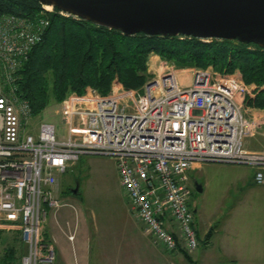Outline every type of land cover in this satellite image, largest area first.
Segmentation results:
<instances>
[{"label":"built area","instance_id":"obj_1","mask_svg":"<svg viewBox=\"0 0 264 264\" xmlns=\"http://www.w3.org/2000/svg\"><path fill=\"white\" fill-rule=\"evenodd\" d=\"M45 6L30 16L0 14V231H17L18 264H60L43 228L50 210L68 205L56 196L57 175L83 155L113 158L129 210L146 236L167 252L194 251L193 164H247L255 182L264 184V149L245 147L264 126V109L245 104L254 86L238 69L209 68H194L182 85L167 67L141 93L114 80L104 95L93 87L68 94L60 110L64 132L41 121L33 135L26 130L33 115L16 92V71L49 26L50 13L71 15Z\"/></svg>","mask_w":264,"mask_h":264},{"label":"trees","instance_id":"obj_2","mask_svg":"<svg viewBox=\"0 0 264 264\" xmlns=\"http://www.w3.org/2000/svg\"><path fill=\"white\" fill-rule=\"evenodd\" d=\"M37 0H0V14L30 16L40 8ZM177 67L211 65L228 73L238 69L244 82L253 85L245 96L247 106L264 109V48L231 39L143 32L125 35L121 31L78 17L55 14L40 41L32 47L16 71V92L26 99L32 115L70 93L93 87L107 94L117 80L125 88H140L147 82V61L151 54ZM8 246L0 264H18L22 245ZM185 255L187 253L184 251Z\"/></svg>","mask_w":264,"mask_h":264},{"label":"crops","instance_id":"obj_3","mask_svg":"<svg viewBox=\"0 0 264 264\" xmlns=\"http://www.w3.org/2000/svg\"><path fill=\"white\" fill-rule=\"evenodd\" d=\"M200 166L193 164L189 175ZM248 178L243 181L247 188L245 195L250 197L254 210L263 212V215L257 213L247 221L248 230L243 228L235 222L237 217L245 220L242 211L237 209L244 198L238 200L220 222H209L203 230L195 228L198 246L200 242L203 246L199 251L198 247L186 252L187 255L183 249L167 252L146 236L142 223L122 201L117 211L119 220L115 222L111 217L105 223L98 221L88 208L86 219L85 210L79 209L78 205L76 212L74 201L56 211L50 210L52 214L47 216L43 228L44 238L54 245L56 260L60 264H187L185 259L189 264H264V184L255 182L254 171ZM60 192L63 191L57 185L56 196L59 198L63 197L59 196ZM68 206L74 207L71 208L74 213L66 209ZM65 214H71V218H66ZM71 234L74 236L72 240L68 238Z\"/></svg>","mask_w":264,"mask_h":264},{"label":"rangeland","instance_id":"obj_4","mask_svg":"<svg viewBox=\"0 0 264 264\" xmlns=\"http://www.w3.org/2000/svg\"><path fill=\"white\" fill-rule=\"evenodd\" d=\"M151 55L155 54L152 53ZM151 58L149 55L146 69L148 79L159 76L162 71L169 67L176 76L178 75L177 78L179 82H182V85H186L191 81V73L194 68H209L217 71L211 65L204 68L196 66L179 68L173 62L163 60L159 56L157 58ZM135 89L141 93L143 91V85L142 87ZM60 110L61 102L49 103L44 110L31 117L26 125V130L33 135H36L39 123L41 121H47L56 125L59 134L63 133L64 126L60 120ZM245 147L253 151H261L264 149V126L258 129L254 137L246 139ZM253 171L254 168L247 164L225 162H202L200 167L195 168L189 175L188 182L192 191L189 204L191 209L194 210L193 216L194 224L196 225L195 228L197 227V229L203 230L209 222H220L225 214L232 210L233 206L235 207V205L238 204V200L244 198L243 202L237 205V209L239 208L238 211H242L245 220H239L237 217L235 222L248 230L249 223L247 221L252 220L253 216L257 213L263 215V212H256L254 210L250 197L245 195L247 188L245 189L243 181L245 178H248ZM194 181L201 184V191L196 190ZM76 182H78L80 187L78 190L79 194H72L71 189ZM57 185L59 186V189L63 191L60 192L59 196H63L61 198L67 200L65 202H75L73 203L75 208L68 206L66 209L71 213H74L71 208H74L77 212L78 205L79 209L81 208L82 210H85L86 219L88 218L86 208H88V210H91L90 212L96 216L98 221L106 222V219L111 217L112 222H115L119 220V215L117 213L119 210V202L122 201L127 207H129L128 197L120 185L114 160L110 156H81L78 161L67 168L65 173L57 175ZM51 214L52 212H49L48 217ZM65 215H67L66 218H71V214ZM235 222H233V224ZM17 240L18 233L16 230H1L0 254L3 252L4 248H7L8 246L14 245V247H18L19 244ZM200 244L198 246L199 248L197 247L198 251L203 246ZM185 260L186 263L189 264V261L187 259Z\"/></svg>","mask_w":264,"mask_h":264},{"label":"water","instance_id":"obj_5","mask_svg":"<svg viewBox=\"0 0 264 264\" xmlns=\"http://www.w3.org/2000/svg\"><path fill=\"white\" fill-rule=\"evenodd\" d=\"M125 35L231 39L264 48V0H37ZM55 13H50V19ZM154 81H149L150 85ZM197 191L200 183L194 181ZM78 182L71 189L78 193Z\"/></svg>","mask_w":264,"mask_h":264},{"label":"bare ground","instance_id":"obj_6","mask_svg":"<svg viewBox=\"0 0 264 264\" xmlns=\"http://www.w3.org/2000/svg\"><path fill=\"white\" fill-rule=\"evenodd\" d=\"M45 7H46L47 9H50L51 6H50V5H46Z\"/></svg>","mask_w":264,"mask_h":264}]
</instances>
